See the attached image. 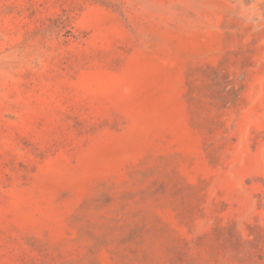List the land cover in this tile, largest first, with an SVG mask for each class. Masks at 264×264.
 Here are the masks:
<instances>
[{
  "label": "rangeland",
  "instance_id": "1",
  "mask_svg": "<svg viewBox=\"0 0 264 264\" xmlns=\"http://www.w3.org/2000/svg\"><path fill=\"white\" fill-rule=\"evenodd\" d=\"M0 264H264V0H0Z\"/></svg>",
  "mask_w": 264,
  "mask_h": 264
}]
</instances>
